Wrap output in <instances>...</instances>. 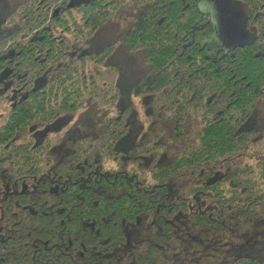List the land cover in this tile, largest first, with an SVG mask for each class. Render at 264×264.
Segmentation results:
<instances>
[{"label": "trees", "instance_id": "trees-1", "mask_svg": "<svg viewBox=\"0 0 264 264\" xmlns=\"http://www.w3.org/2000/svg\"><path fill=\"white\" fill-rule=\"evenodd\" d=\"M211 52L199 0H0V264H264V0Z\"/></svg>", "mask_w": 264, "mask_h": 264}, {"label": "rangeland", "instance_id": "rangeland-1", "mask_svg": "<svg viewBox=\"0 0 264 264\" xmlns=\"http://www.w3.org/2000/svg\"><path fill=\"white\" fill-rule=\"evenodd\" d=\"M198 6L210 17L214 25V33L206 40L211 52L226 49L251 38L245 11L239 4L231 0H199Z\"/></svg>", "mask_w": 264, "mask_h": 264}]
</instances>
